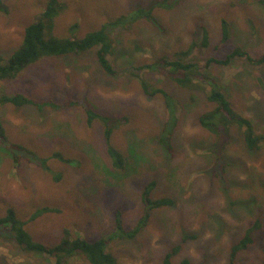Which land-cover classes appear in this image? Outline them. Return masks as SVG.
Segmentation results:
<instances>
[{"label": "rangeland", "instance_id": "obj_1", "mask_svg": "<svg viewBox=\"0 0 264 264\" xmlns=\"http://www.w3.org/2000/svg\"><path fill=\"white\" fill-rule=\"evenodd\" d=\"M46 1L13 0L9 13H0V56L8 57L18 48L25 27ZM59 1L65 9L55 21V36H67L75 23L81 38L90 29L149 8L155 1L161 3L154 11L159 24L127 21L108 28L115 76L103 73L92 51L42 60L18 81L0 82V91L39 102L77 103L60 109L0 108L9 143L25 146L40 158L59 152L76 161L68 165L49 159L46 172L26 161L16 165L0 144V217L10 208L23 220L39 209H55L57 213L43 214L26 226L35 240L54 243L69 227L92 242L115 231L117 217L125 230L133 229L143 212L140 194L155 181L152 198H169L173 204L152 211L133 239L110 242L109 252L119 264H160L176 246L174 264L183 259L191 264H228L231 247L257 220L261 231L235 264L264 263V151H248L235 128L223 140L204 131L198 120L211 109L204 93L182 90L152 70H138L162 57L172 58L193 42L201 43L202 28L208 32V47L195 48L190 56L200 68L209 59L224 60L236 48L252 59L260 58L264 0ZM223 20L230 25L231 36L221 45ZM200 73L221 87L233 107L264 133V64L235 58L227 66L212 64ZM131 74H140L167 98L144 94ZM84 103L99 114L127 120L111 137L112 147L124 156L123 171L111 168L101 126L85 125ZM167 135L166 145L162 139ZM0 264L53 260L23 253L0 234ZM67 264L88 263L76 258Z\"/></svg>", "mask_w": 264, "mask_h": 264}, {"label": "trees", "instance_id": "obj_2", "mask_svg": "<svg viewBox=\"0 0 264 264\" xmlns=\"http://www.w3.org/2000/svg\"><path fill=\"white\" fill-rule=\"evenodd\" d=\"M13 0H0V13L8 14V4ZM264 4V1H262ZM159 1L153 2L149 8H138L128 17H121L113 23L102 24L97 28L90 29L83 37L79 35L78 24H72L68 28L67 36H55L53 28L56 19L65 9L59 0H47L45 8L35 17L33 23L27 25L23 32L22 40L18 48L8 57L0 56V82H15L22 78L28 68L36 65L42 60L55 59L67 56H80L94 52L97 64L103 73L109 76L117 75L112 62L113 43L108 33L110 26L120 23L147 21L153 26H158V21L154 17L156 7H161ZM201 43H191L187 49L173 54L172 58L162 57L155 60L152 64L139 68L142 70H152L158 74L165 75L173 84L182 90L191 92H202L211 109L199 117V126L217 139L223 140L235 128L241 133L243 143L248 151H264V133L257 132L252 121L233 107L221 87L211 80L205 73L201 74L202 69L214 64L217 66H227L235 58H243L250 64L263 65L264 55L258 59H252L239 48L232 50L224 60L209 59L204 67L191 62L190 56L195 48L206 49L208 47V32L202 28ZM231 36L230 25L227 21L221 22V40L225 44ZM140 84L144 94L155 97L157 95L167 98V94L160 89H152L150 84L145 82L140 74H131ZM141 78V79H140ZM167 101V100H165ZM6 105L13 107H33L38 110L44 107L60 109L65 107H75L77 103L67 100L62 104L51 101L39 102L28 98L21 93H9L0 91V108ZM85 116V125L92 127L98 123L102 129V135L106 146V153L111 162L113 171L125 168L124 156L111 145V137L116 129L126 123L125 118H113L97 113L90 105L81 104ZM170 135V134H169ZM162 139V143L169 140ZM0 144L12 157L13 162L18 165L22 161L36 165L43 171L50 172L47 162L49 159L60 163L72 165L73 159L64 157L59 152H54L47 158H40L34 151L27 147L9 143L6 133L0 122ZM76 165V164H75ZM59 180V176H55ZM156 182L151 181L145 185L141 194L140 201L143 205V212L136 226L131 230H125L119 217L116 218L115 231L98 239L89 242L74 233L69 227H64L60 233L58 241L51 244H44L35 240L26 229V226L43 214L57 213L55 209L42 208L34 212L29 219L23 220L17 217L13 209H8L6 214L0 217V234L11 240L23 252L37 257H47L53 260V264H67L76 258L83 259L88 264H119L117 259L109 252V244L114 239H133L147 224L150 214L154 210L170 207L173 202L169 198L153 199L152 193ZM261 224L259 220L248 227L243 236L231 247L228 264H235L236 258L240 253L247 251L254 243V236L260 232ZM119 237V238H118ZM186 237L182 238V242ZM179 246L172 248L166 253L160 264H174L173 259L178 253ZM264 254V250H263ZM178 264H191L183 259ZM198 264H204L198 263ZM264 264V263H260Z\"/></svg>", "mask_w": 264, "mask_h": 264}]
</instances>
